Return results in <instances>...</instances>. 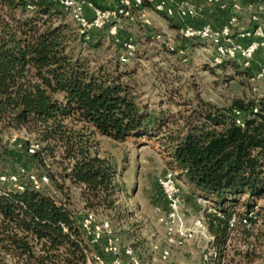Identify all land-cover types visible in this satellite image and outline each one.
Here are the masks:
<instances>
[{
	"label": "trees",
	"instance_id": "1",
	"mask_svg": "<svg viewBox=\"0 0 264 264\" xmlns=\"http://www.w3.org/2000/svg\"><path fill=\"white\" fill-rule=\"evenodd\" d=\"M63 16L51 0H0V130L37 131L47 145L28 154L39 165L46 166L51 143L63 146L71 162L61 171L63 181L51 173L56 187L63 190L67 178L79 184L85 208L109 219L124 217L123 187L118 162L99 152L94 133L161 139L167 165L214 206L205 218L213 235L210 264H221L230 231L264 213V96L223 107L198 97L175 117L142 99L132 71L118 63L93 66ZM244 72L254 76L253 67ZM76 214L68 195L30 184L0 188V264L11 258L16 264H87Z\"/></svg>",
	"mask_w": 264,
	"mask_h": 264
},
{
	"label": "rangeland",
	"instance_id": "2",
	"mask_svg": "<svg viewBox=\"0 0 264 264\" xmlns=\"http://www.w3.org/2000/svg\"><path fill=\"white\" fill-rule=\"evenodd\" d=\"M146 6L154 10L149 2H146ZM63 17L75 27L70 19ZM177 25L173 24L175 31L169 33L158 30L153 22L146 24L141 17L133 22L125 21L123 33L133 34L138 44L134 56L127 63L119 61L122 46L108 29L96 31L89 40L79 36L82 53L88 55L93 66L118 63L122 69L132 71V81L142 99L151 105L168 107L175 117L188 113L197 104L198 97L223 107L230 106L237 98L264 96V79L249 77L237 59L216 64L213 47L201 39L183 37ZM181 49L183 52L179 51ZM76 50H80L79 47ZM0 131V172L15 171L26 166L29 170L47 173L51 182L44 186V190L59 197L68 195L77 218L80 217L86 210L80 185L67 178L62 190L56 187L51 175L53 173L58 181H63L61 171L70 166L71 160L66 157L64 147L51 143L53 152L47 150L44 153L46 166L39 165L27 152V145L31 141H39L41 147L47 145L37 131L25 126H4ZM13 133L17 135L15 141L12 139ZM93 140L101 154H111L118 162L124 217H110V220L121 241L132 245L144 264H210L214 248L205 236L189 241L182 247H171L170 256L162 258L160 248L165 245V229L159 216L166 211L167 200L158 177L167 169H172L165 161L166 151L161 146L162 140L145 136L118 140L100 132L94 133ZM178 178L181 191L185 188L193 196L188 212L184 205L187 217L192 219L202 215L207 219V214L214 209L212 202L201 197L184 179ZM96 213L109 219L105 212ZM156 244L159 248L155 247ZM225 254L221 264H262L264 213L251 226L238 225L230 231ZM11 261V264H16L14 259L11 258Z\"/></svg>",
	"mask_w": 264,
	"mask_h": 264
},
{
	"label": "built area",
	"instance_id": "3",
	"mask_svg": "<svg viewBox=\"0 0 264 264\" xmlns=\"http://www.w3.org/2000/svg\"><path fill=\"white\" fill-rule=\"evenodd\" d=\"M51 1L74 23L78 35L84 40L91 39L96 31L108 29L122 46L119 52L121 63L129 62L138 48L133 34L122 33L123 23L141 17L146 24H151L152 19L145 9L147 1L157 12L180 19L179 32L183 37L201 39L210 44L216 64L237 59L244 67L254 68L252 79H264V60L256 59L257 53L264 49V0H256V7L250 12L251 25L244 29L238 28V12L242 9V0H208L220 10L229 12L227 21L221 25L209 19L204 22L194 21V17L200 15L201 11L189 0H118L116 6L100 5L95 0ZM28 7L33 8V5L29 4ZM242 37H249V40L242 42ZM179 51L183 52L182 49ZM254 110L257 111L258 107ZM235 113L237 122L244 124L242 111L236 108ZM13 134L12 139L15 141L17 135ZM40 147L39 141H31L27 151L35 154ZM50 182V175L29 170L26 166L15 171L0 172V188L24 190L30 184L37 190H43ZM158 182L167 200V209L159 216L165 229V245L160 248L162 258L170 256L173 246L182 247L203 236L211 240L213 235L204 216L196 215L192 219L187 217L177 173L167 169L159 175ZM78 224L87 264H144L134 247L121 241L110 219L86 209L78 217ZM231 224H235V218ZM155 247L159 248L157 244Z\"/></svg>",
	"mask_w": 264,
	"mask_h": 264
},
{
	"label": "crops",
	"instance_id": "4",
	"mask_svg": "<svg viewBox=\"0 0 264 264\" xmlns=\"http://www.w3.org/2000/svg\"><path fill=\"white\" fill-rule=\"evenodd\" d=\"M95 1L99 3L100 5H104V6H116L118 3V0H95ZM189 1L194 3L201 11L200 15L194 17L193 19L194 21L204 22L206 19H209L219 25L227 21L229 12L220 10L217 6L210 3L208 0H189ZM255 7H256V0H242V9L238 12V17H239L238 28L239 29H244L251 25L250 12ZM145 9L147 11V14L152 19L154 26L158 28V30L167 31L170 33L172 31H175V26H173V24L176 25V23H178L177 26L180 25L181 21L178 18H173L171 22V18H168V16L165 14H161L157 12L155 9L153 10V8H151L150 6H146ZM124 34H127V33H124ZM240 39L242 42H247L249 40V37H242ZM256 59L264 60V49L260 50L257 53ZM182 189L183 191H181V194H182V200H183V207L184 205H185V208L187 206L186 208V211H187L188 207L192 206L191 202L193 201V196L189 194V191H186L187 189L185 188H182Z\"/></svg>",
	"mask_w": 264,
	"mask_h": 264
}]
</instances>
